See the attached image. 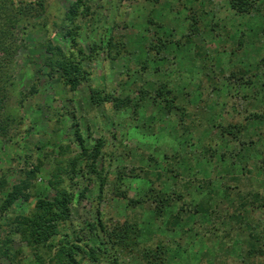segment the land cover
I'll use <instances>...</instances> for the list:
<instances>
[{"label": "rangeland", "instance_id": "374dc122", "mask_svg": "<svg viewBox=\"0 0 264 264\" xmlns=\"http://www.w3.org/2000/svg\"><path fill=\"white\" fill-rule=\"evenodd\" d=\"M82 1L90 8L88 17H78L73 23L81 27L79 42L85 53L89 52L90 41L94 40L106 46L110 37L116 40L122 38L127 52L115 60L107 56L106 52H101L94 61L84 60L82 65L90 73V79L75 92H70L61 85L58 74L54 73L53 78H49L48 68L44 67L47 57L44 45L47 40H51L54 44L66 47L63 35L68 24L64 19L76 0H44V11L29 19L24 30L21 27L15 30L18 48L13 54L10 67L13 87L5 112L12 120L6 127V132L0 135V175L6 172L14 184L26 178L23 175L25 172L37 167L38 171L25 180L26 188L32 197L41 193L48 194L45 189L51 176L56 173L54 169L57 166L65 169L67 161L80 151L78 145L72 141L75 128H78L87 146H92L98 138L103 137L106 145L102 149L98 167L102 163L108 175V184L104 188L102 200L97 197V184L88 183L89 174L83 177L79 173L69 182L65 174L59 172L66 186L74 193L68 231H78L82 227L86 229L88 223L95 221L97 211H101L102 220L109 229L122 225L127 217L137 215L141 230L137 239L138 245L133 252L119 255L117 264H145L143 251L147 248L154 249L160 242L171 251L165 264H211L215 259L223 264H244L239 250L235 248L234 252L233 246L230 249L228 242L234 239L233 242L237 243L249 238L250 226H258L259 230H264V208L253 210L247 206L246 213L242 210L235 213L234 210L240 202L238 198L242 199L243 195L249 199L251 192H258L260 197H264V161H261L264 160V122L248 123L246 133L242 136L244 140H257L252 146V152L257 155L256 158L251 157L250 163L246 165L250 173H246L240 182L228 178L223 182L227 187L222 189L223 186L219 184L220 176L215 171L218 165L213 163L209 168L212 170L210 176L206 177L201 173L196 177L199 180L205 179L210 184L205 183L200 187L192 185L187 190V204H206L211 198L209 205L204 206L213 208L220 216L222 223L218 221L220 226L217 234V227L211 228V222L207 218L196 215H193L195 217L189 226L192 227L189 233L186 231L190 229L187 225L185 228L180 225L175 232H167L165 227L159 229V224H156L149 211L150 202L131 209L127 206L128 200L113 196V192L120 172L127 174L132 167H145L149 156L159 161L163 153L170 157L174 142L187 141L184 138L189 136L183 137L182 129L174 134L173 128L180 121L178 111L166 112L161 103L154 104L151 99L135 109L139 89L154 92L160 83L167 82L172 83L170 85L177 93L181 92L180 95L190 92L189 98H193L194 103L188 106V110L192 114V121L197 124H203L206 120L205 115H201V107H204L207 99L226 104L223 113L221 112L225 124L235 122L236 117H239L236 109L232 110L235 113L233 116L226 113L233 108L230 104L235 103L234 99L238 100L239 95L253 97L254 107L264 110V86L261 88L257 83L256 86L241 88L237 83L226 81L223 88L222 83L220 84L229 73L241 69L257 71V81L264 84V0H259L249 15L235 13L230 8L229 0ZM192 5L205 13L202 15V27L209 22L217 23L221 29L229 30L230 38L222 41L221 50L217 48L219 40L207 39L204 49L210 53L205 66L202 61L195 63L188 57L186 48L177 49L175 46L168 49V59L155 58L154 53L147 51L149 43H155L163 32H168V36L172 35V38L180 37L185 31L181 12ZM149 19L160 25H150ZM238 39L243 41V46L230 57L229 47L235 48ZM199 41L200 38L197 44ZM191 53L192 49L188 51V54ZM213 76H218L217 83L221 87L211 92L207 86L210 85L209 77ZM32 87L36 91L34 94H30ZM89 87L110 93L120 101L128 97L131 102L125 107L120 106L119 102L116 106H94L90 102ZM226 90V94H219ZM218 115V108L211 111L208 123L211 125L220 122ZM183 123L189 125V120H183ZM198 127L200 128L192 132V146L181 149L180 152V164L185 165L191 159L193 167L190 168L193 172L199 167L195 160L203 152L202 145L205 142L215 148L224 145L222 140L218 142L217 129L207 123L203 126L204 129ZM172 135H177V138ZM60 147H68L62 156L59 155ZM259 162L261 168L257 166ZM182 165H177L176 170H182ZM76 168H81L82 171L85 169L81 161ZM85 187L88 189L85 198H80L79 195ZM116 187L120 191H126L127 199H136L143 196L148 186H144L139 180L126 177ZM49 193L51 197L53 192ZM32 205V198L27 203L18 199L13 205L14 217H24ZM237 214L241 217L240 220L238 217L233 218ZM5 222V219L0 218L1 224ZM225 230L226 236L222 233ZM82 236L86 240L90 239L89 244L98 242L88 231L82 232ZM178 245L182 250L175 257L173 250ZM14 247L21 249L18 257L20 264H36L31 252L16 237ZM110 260L111 258H102L97 263L84 261L83 264H110ZM260 262L252 261L250 264ZM0 264L8 262L1 259Z\"/></svg>", "mask_w": 264, "mask_h": 264}, {"label": "trees", "instance_id": "16d2710c", "mask_svg": "<svg viewBox=\"0 0 264 264\" xmlns=\"http://www.w3.org/2000/svg\"><path fill=\"white\" fill-rule=\"evenodd\" d=\"M150 1L156 2L157 0ZM258 1L229 0V4L235 13L249 15L254 11ZM194 7L192 5L185 9L184 12H181V21H183L182 25L185 24V31H183L180 37L172 38V35L168 36V32H163L161 36L157 37L155 43H149L147 51H151L154 53L155 58L161 60V58L168 59V55H170L168 54V49L170 46H175L177 49L186 48L187 50L185 51L188 57L194 60L195 63L202 61L203 66H205V61L208 59L207 57L210 53L204 49L207 39L219 40L217 48L221 50L222 41H226L231 35L229 30L221 29L217 23L211 24L209 22L202 27L204 20L202 15L205 13H203L202 9H195ZM44 8V0H0V135L6 132V127L12 120L9 116L5 115V112L10 90L13 87L10 67L13 54L18 48L15 30L18 27L24 30L27 27L29 19L43 12ZM89 12V6L85 5L82 0H76L69 8L64 19V22L68 24L63 35L66 47L54 44L51 40H47L44 45L45 53L47 54L44 67L48 68L49 78H53L54 73L58 74L61 85L68 88L70 92H75L81 85L88 83L90 79V73L82 65L84 60L89 62L94 61L101 52H106L107 56L115 60L127 52L122 38L116 40L114 37H110L106 46L94 40L90 41L89 52L85 53L79 42L81 27L73 22L78 17H88ZM176 14H178V11ZM148 23L150 25H160L151 19L148 20ZM199 38L200 43L197 44ZM242 46L243 41L238 39L235 48L229 47L228 55L230 57L233 56L240 51ZM190 49H192V53L188 54ZM209 59L213 60L212 57H209ZM156 71H159V69H156ZM257 73V71L253 72L250 69L234 71L229 73L225 77V81L222 80L220 84L222 83V87L224 88L226 81L230 83L232 81L235 84H239L238 86L242 88V86H256L258 83L262 88L264 84L257 81ZM205 76L208 77L207 74ZM209 79L210 85L207 87L211 89V92L221 87L217 83L218 76L209 77ZM170 84L172 83H160L154 89V92L139 89L138 101L135 102L134 107L137 109L142 105L141 103H145L148 99H151L153 103H161L163 110L166 112L172 110L178 111L180 113V121L173 129L174 132L181 131L182 129L183 137L189 135L184 138L187 141L174 142L172 146L173 153L170 157L163 153L159 161L153 156H149L147 158L148 164L145 167H132L127 174L120 172L116 178L113 196L128 200L127 206L131 209L137 208L139 205L144 206L150 202L149 211L153 219L156 224H159V226L157 225L159 229L165 227L167 232H175L180 225L184 226V228L186 225L189 227L192 219L195 217L193 215H196L207 218L211 222V228L217 227V234L220 226L218 221L222 223L220 216L213 208L204 206L211 201V198L208 199L206 204L203 202H197L195 205L187 204V190L192 185L200 187L205 183L210 184L205 179L199 180L196 177L201 173L206 177L210 176L212 170H209V168L213 163L218 165L215 167V171L220 176L219 184L221 187L223 186L222 189L227 187L223 182L228 178L231 181L240 182V179L246 176V173H250L246 165L250 163L251 157L256 158L257 154L252 152V146L257 140L252 138L244 140L242 136L246 133L248 123L253 121L264 122V110L260 111V109L254 107L253 97L239 95L238 100L234 99L235 103L230 104L233 108L230 107L231 110L229 109L226 112L227 115L231 114L233 116L235 113H232V110L236 109V115L239 117H236L235 122L231 121L225 124L221 112L223 113L226 104L212 102L210 99H207L204 103V107H206H201V115H205L204 118L206 120H204L203 124H197L195 121H192V114L188 110V106L194 103V99L189 98L190 92L180 95L179 93L181 92L177 93ZM35 92L34 87H32L30 94H34ZM227 92L228 90L225 93L219 94L224 95ZM89 94L90 102L97 107L104 104L116 106L117 102H119L120 106L125 107L131 102L128 97L120 101V99L110 93H105L103 90L91 87H89ZM217 108L220 110V115H218L220 122L211 123L210 125L208 123V115ZM207 111L209 112L207 113ZM241 115L242 118L240 119ZM237 118L239 119L237 120ZM183 120H189V125H184ZM206 123L218 130V142L222 140V144L224 145L215 148L209 142H205L206 144L202 145L203 152L195 160L199 167L193 172L191 169L193 167L191 159L185 165H182L183 163L180 164L182 160L180 152L181 149L192 146L190 145L192 132L200 128L198 126L203 127ZM181 126L183 127L180 128ZM173 137L177 138V135ZM72 141L78 145L80 151L67 161L65 169H60L59 166L54 169L56 173L51 176L45 189L48 194L41 193L32 197L26 188L25 180L38 171L37 167L25 172L23 175H26V178L14 184L11 183V178L6 172L0 175V218L6 220L5 223H0V260L3 259L8 264H20L18 257L21 254V249H15V237L31 252L36 264H83L84 261L97 263L102 258L105 260L111 258L110 264H117L119 255L123 252H133V249L138 245L137 239L141 235V230L137 215L127 217L122 225H116L112 229H109L102 220L101 211H97L95 221L88 223L86 229L82 227L78 231H68L67 224H69L71 219V205L74 200V193L69 186H66L65 180L62 179L60 173H64L69 182L79 173L83 177L89 174L88 183L97 184V197L99 200H102L104 188L108 184V175L104 171L102 163L98 167V161L102 157V149L106 145V139L100 137L92 146H87L78 128H75ZM67 148L60 147L59 155L65 154ZM109 156L113 157L114 155ZM80 161L84 164L85 169L83 171L81 168L80 170L76 168L77 163ZM261 161L263 162L264 160ZM259 164L261 162L255 165L261 168ZM177 165H182V170H176ZM126 177L132 180H139L144 186H148L143 196L141 195V197L136 199H127L126 191H120L116 187L117 183L121 184L123 178ZM87 191V187L82 189L79 197L85 198ZM49 192H53L51 197L49 196ZM250 196L251 198L249 199L245 198L244 195L242 199L237 196L240 202L234 208L235 213L241 210L245 213L248 212L246 210L247 206L252 207L253 210L264 208V197H260L258 192H251ZM30 198L33 199L31 210L24 217L19 219L17 216L14 217L13 205L15 202L18 199H23L27 203ZM225 200H228V198H225ZM238 215L233 216V218L238 217L240 220L241 217ZM189 228L186 230L188 233L192 230V227ZM249 230V238L237 243L233 242L234 239L229 240L230 249L233 246L234 252H236L235 248H237V251L239 250L242 263L244 264H250L252 261L257 263L258 260L261 261L260 264H264V230H259L258 226H250ZM84 231H88L96 237L98 242L89 244L90 239H87V241L82 236V232ZM222 233L224 236L227 234L226 230L222 231ZM228 247L229 245H227ZM181 250L179 245L176 246L173 250L174 256L176 257ZM170 253L171 251L160 242L154 249L147 248L143 251L144 263L165 264L167 256ZM211 264L223 263L215 259Z\"/></svg>", "mask_w": 264, "mask_h": 264}]
</instances>
